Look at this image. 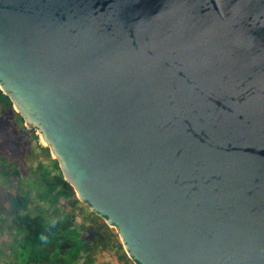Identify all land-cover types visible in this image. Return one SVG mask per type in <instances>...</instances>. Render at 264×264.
Segmentation results:
<instances>
[{
  "label": "water",
  "instance_id": "obj_1",
  "mask_svg": "<svg viewBox=\"0 0 264 264\" xmlns=\"http://www.w3.org/2000/svg\"><path fill=\"white\" fill-rule=\"evenodd\" d=\"M0 91L134 264H264V0H0Z\"/></svg>",
  "mask_w": 264,
  "mask_h": 264
},
{
  "label": "rangeland",
  "instance_id": "obj_2",
  "mask_svg": "<svg viewBox=\"0 0 264 264\" xmlns=\"http://www.w3.org/2000/svg\"><path fill=\"white\" fill-rule=\"evenodd\" d=\"M1 125L0 137L15 141L10 134L12 126ZM35 135L40 146L46 147L39 135ZM28 141L23 136L19 146L9 145L8 153L16 160V165L0 169V177L17 192L16 196L0 195V264H22L38 246L47 244H53V248L50 261L44 264H134L126 255L116 231L83 205L64 179L51 201H41L39 195L43 192L29 188L38 178L37 167L45 170L46 163L34 143ZM32 149L34 153L29 155ZM28 158L29 169L25 166ZM21 175L25 180L21 181ZM28 191L29 201L25 204L24 193ZM5 217H15L12 224L23 234V239L12 234Z\"/></svg>",
  "mask_w": 264,
  "mask_h": 264
},
{
  "label": "trees",
  "instance_id": "obj_3",
  "mask_svg": "<svg viewBox=\"0 0 264 264\" xmlns=\"http://www.w3.org/2000/svg\"><path fill=\"white\" fill-rule=\"evenodd\" d=\"M0 123L1 126H12L10 134L15 138V141L9 142L4 138V136L0 137L2 143H0V169L5 168V165H8L10 168L16 165V160L11 159V155L8 153L9 145H20L21 137L25 136L28 138V142H33L34 146L40 151L42 154L41 158L43 162L46 163V169L42 166L37 167L38 178L29 185V188L32 187L35 190H41L43 194L39 195L41 201H51L52 195L62 186L63 177L59 170L58 163L56 160L51 158L49 149L47 147H41L38 143V138L35 134H28L25 130L24 120L23 118L14 110L12 103L10 100L2 94L0 91ZM5 131V130H3ZM34 149L31 150L29 155L34 153ZM40 164V163H39ZM37 165V164H36ZM36 174V172H35ZM48 186V188H46ZM46 188V189H45ZM62 196L65 193L61 192ZM27 204L29 201V191L24 193ZM52 245L47 244L45 246H38L35 250H33L29 256V258L22 264H44L50 261Z\"/></svg>",
  "mask_w": 264,
  "mask_h": 264
},
{
  "label": "clouds",
  "instance_id": "obj_4",
  "mask_svg": "<svg viewBox=\"0 0 264 264\" xmlns=\"http://www.w3.org/2000/svg\"><path fill=\"white\" fill-rule=\"evenodd\" d=\"M0 143H2V140H0ZM25 166L29 169L31 165L29 164V158L25 160ZM21 181L25 180V178L21 175L20 177ZM28 179H31V175H29ZM5 193L16 196L17 192L15 191L14 188H11L9 186V183L7 180H5L3 177H0V195H5ZM7 220L8 224L12 228V234L17 236L19 239H23V234L19 233V231L15 228V226L12 224V221L15 219V217H5ZM78 223L79 221H75Z\"/></svg>",
  "mask_w": 264,
  "mask_h": 264
}]
</instances>
